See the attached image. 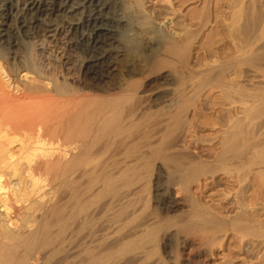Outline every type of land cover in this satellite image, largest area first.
I'll use <instances>...</instances> for the list:
<instances>
[{
  "label": "bare ground",
  "instance_id": "6f19581e",
  "mask_svg": "<svg viewBox=\"0 0 264 264\" xmlns=\"http://www.w3.org/2000/svg\"><path fill=\"white\" fill-rule=\"evenodd\" d=\"M147 2L0 0V264H145L158 249L163 255L149 264H233L216 261L213 253L230 229L256 233L263 262L262 204L248 211L238 198L240 211L215 223L190 197L187 183L199 173H188L184 160L168 155L174 165L157 164L153 173L151 115L139 126L140 109L125 105L135 87L131 91L123 78L135 61L136 36L158 46L160 24L149 19ZM236 2L240 11L245 2ZM61 29L80 60L74 79L48 75L37 49L45 45L40 34ZM167 100L165 109L172 105ZM253 131L258 139L261 132ZM226 144L222 158L232 150ZM179 183L189 196L173 195Z\"/></svg>",
  "mask_w": 264,
  "mask_h": 264
},
{
  "label": "rangeland",
  "instance_id": "374dc122",
  "mask_svg": "<svg viewBox=\"0 0 264 264\" xmlns=\"http://www.w3.org/2000/svg\"><path fill=\"white\" fill-rule=\"evenodd\" d=\"M236 1L150 0L145 8L153 13L150 12L153 17L149 19L153 18L154 23L160 24L158 46L141 38L139 41L136 36L130 59L135 61L127 66L131 73L123 74L127 86L131 91L135 87L136 92V95L132 92L136 97L129 98L125 107L131 110L137 107L135 112L144 109L136 112L139 116L143 114L139 117L140 121L150 118L147 114L151 115L152 123L148 120L152 124V140L157 153L153 173L157 164L167 168L174 160H184V167L190 168L188 173L194 177L199 173L198 181L194 178L187 183L190 197L198 210L214 216L212 221L215 223H226L240 211L238 198L243 199L248 211L259 204L258 207H264V175L258 173L264 167V151L261 148L264 146V127L258 126L259 121L264 120V114H261V111L264 112V0H243L245 3L240 11ZM143 22L145 26L149 25V22ZM42 35L39 38L45 41V45L37 49L46 73L52 77H67V80L77 78L80 60L69 46L68 33L61 29L47 33L45 37ZM136 39L138 41L134 43ZM54 59L59 62L58 65L63 64V71L57 68ZM163 75L168 78H163ZM165 100L172 102L169 110L165 109ZM256 111H260L261 115ZM148 120L139 121V126L143 127ZM253 130L261 132L259 137L263 134L258 137L261 141L252 139L250 134ZM225 131H229L230 135ZM226 138H231V141H225ZM225 144L234 152L231 150L229 156L222 158L219 153L226 149H222ZM250 144H260V149L255 145L252 148ZM255 150H259L261 155ZM253 153H257L256 157ZM168 155L174 160L171 161L172 157L167 160ZM217 155L219 160L222 158L221 161H217ZM179 184L172 187L175 188L173 195L177 198L189 196ZM213 222L208 226H215ZM230 230L213 248L215 260L260 264L257 259L263 245L255 243L256 233L248 232L247 236L243 231ZM240 234L245 235L244 238ZM187 252L184 251L183 256ZM162 255L158 249L145 264Z\"/></svg>",
  "mask_w": 264,
  "mask_h": 264
}]
</instances>
